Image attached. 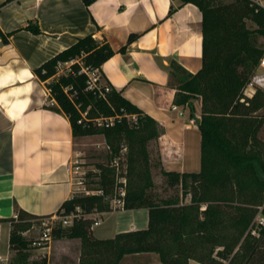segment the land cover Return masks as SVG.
I'll list each match as a JSON object with an SVG mask.
<instances>
[{"label":"trees","instance_id":"1","mask_svg":"<svg viewBox=\"0 0 264 264\" xmlns=\"http://www.w3.org/2000/svg\"><path fill=\"white\" fill-rule=\"evenodd\" d=\"M13 1L4 0L0 9ZM83 1L86 6L94 2ZM188 3L203 15V65L191 74L172 62L169 85L177 90L175 103L188 106L192 117L201 98V118H195L202 136L199 173L162 169L157 143L164 129L106 80L101 68L114 51L105 41L92 34L79 38L34 70L50 93L45 108L69 120L74 141L103 136L110 150L108 163L97 162L86 175L93 179L88 187L103 194L76 192L56 213L61 218L80 215L71 226L57 221L53 228L55 239L81 242L79 264H121L128 256L144 254L161 256L160 264H264V229L259 237L248 231L264 203V92L252 97L244 93L263 53L264 11L257 12L247 0L218 5L181 0V5ZM248 22L257 28H249ZM25 29L42 33L37 24ZM138 37L131 35L129 43ZM83 69L96 72L92 89ZM115 160L125 167L124 197L118 196L122 185ZM157 168L172 191L169 196L155 191L152 172ZM189 195L190 202L183 203ZM115 198L122 200L124 210L147 209L148 227L99 239L93 232L97 220L90 216L111 212ZM16 217L9 222L10 249L16 252L12 264H37L28 252L32 240L22 234L33 221L52 216H35L16 206Z\"/></svg>","mask_w":264,"mask_h":264},{"label":"crops","instance_id":"2","mask_svg":"<svg viewBox=\"0 0 264 264\" xmlns=\"http://www.w3.org/2000/svg\"><path fill=\"white\" fill-rule=\"evenodd\" d=\"M172 7L176 10L169 15ZM30 24L42 33L26 30ZM91 34L114 51L101 68L109 84L164 129L157 143L162 169L180 174L201 170L202 136L195 119L201 118V98L192 117L188 106L175 103L177 90L169 85L172 62L191 74L203 65V15L195 4L94 0L86 6L83 0H15L0 9L1 230L10 227L16 206L35 216H55L76 193L70 171L76 142L70 122L45 108L50 93L34 70ZM131 35L139 37L129 43ZM143 211L148 213L119 204L90 217L98 220V214L100 226L106 215H132L115 218V237L139 230L137 217Z\"/></svg>","mask_w":264,"mask_h":264},{"label":"rangeland","instance_id":"3","mask_svg":"<svg viewBox=\"0 0 264 264\" xmlns=\"http://www.w3.org/2000/svg\"><path fill=\"white\" fill-rule=\"evenodd\" d=\"M234 0H211L213 5L218 4H226L231 3ZM248 26L251 29H256L257 25L248 22ZM99 41V39H98ZM260 42L264 44V39H261ZM264 115V111L260 113ZM154 158L157 157L156 148L153 149ZM76 151V159L82 162V166L85 170L92 169L97 162L108 163L110 150L106 144L105 138L103 136H94L90 140H79L75 145ZM125 168V167H124ZM153 183L155 184V191L160 196H169L172 194V191H168L166 188V178L162 175L161 169H154L152 172ZM86 188H88V184H92V178L86 180ZM189 180L186 183L189 185ZM76 183V192L82 193L83 186L78 184V180L75 179ZM182 192V190H181ZM183 203L190 202V195L185 199L182 198ZM111 204L114 206L115 202L111 200ZM99 220V215L95 214L94 216ZM118 217L119 219H130L132 215H120V214H110L104 216L101 220V225L94 228V235L99 239H109L113 238L114 234V220ZM97 220V221H98ZM34 229H32L25 238L28 240H36L40 237L42 233V225L39 221L33 223ZM56 224V223H55ZM139 229H146L148 226V213L143 211L138 214L137 224ZM251 225L248 228L250 229ZM10 233L11 229L8 225H4L1 231V241H0V264L4 261L3 264H8L6 262V258H10V263L12 264L16 258V252L10 249ZM31 254L30 261L36 262L37 264H42L46 261V264H79L82 259V246L79 240H71V239H53L52 243L47 247H37L34 248L32 246L29 247V251ZM161 256L159 255H141V256H128L121 264H160ZM197 264V263H196Z\"/></svg>","mask_w":264,"mask_h":264},{"label":"built area","instance_id":"4","mask_svg":"<svg viewBox=\"0 0 264 264\" xmlns=\"http://www.w3.org/2000/svg\"><path fill=\"white\" fill-rule=\"evenodd\" d=\"M248 2H250L251 6H253L256 11H264V0H247ZM83 71L88 75L89 81V88H93L96 86V82H97V76H96V72H89L86 69H83ZM107 90H109L107 88ZM262 91L264 92V47H263V53L261 56V59L259 61V64L254 72V74L252 75V77L250 78L249 83L247 84L246 88H245V95L248 97H252L254 96L257 91ZM110 121H112V119H110ZM82 162L79 161L78 159L74 160V162H72V164H70V171L71 173L74 175V178L78 180V184L83 186L82 188V193L84 195L90 196V195H102V191H96V190H92L89 187L86 188L84 185H86V175H87V170L84 169V167L82 166ZM113 166L116 167V174H117V182L118 184L122 185V187L120 188L119 192H118V196L120 197H124L125 196V187L127 184V180L126 177L124 176L125 174V168L120 167L118 160H115L113 163ZM113 202H115L113 209L117 206V205H121L123 208V202L122 200L115 198L113 200ZM258 212L256 214V217L254 218L251 227L249 229V232L255 236V237H259L261 231L264 229V203L259 206L258 208ZM80 212V210H79ZM80 215H74L71 214L69 216L66 217H58L57 215L52 216L50 218H41L38 219L37 221H39L42 225V233L40 235L39 238H37L36 240H33L31 243V246L34 248H41L44 246H48L52 243L54 236H53V228L55 226V223L57 221H62L63 226L64 227H68L72 225V222L74 220V218L79 217ZM17 218V217H15ZM36 221H33V223ZM32 223V224H33ZM100 224V221H96V223L94 224V226H98ZM34 224L32 225V227L27 230L26 232H24L22 235L24 237H26V235L32 230L34 229ZM1 229H0V241H1ZM6 262L9 264L10 263V258L7 257L6 258ZM4 263V261H2V264Z\"/></svg>","mask_w":264,"mask_h":264}]
</instances>
